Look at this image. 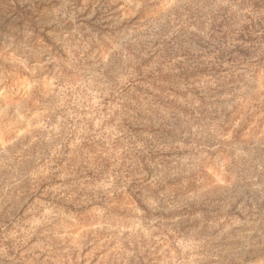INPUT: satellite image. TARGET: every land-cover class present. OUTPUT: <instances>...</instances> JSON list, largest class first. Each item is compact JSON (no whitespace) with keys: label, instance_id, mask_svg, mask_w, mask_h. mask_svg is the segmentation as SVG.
I'll list each match as a JSON object with an SVG mask.
<instances>
[{"label":"rangeland","instance_id":"374dc122","mask_svg":"<svg viewBox=\"0 0 264 264\" xmlns=\"http://www.w3.org/2000/svg\"><path fill=\"white\" fill-rule=\"evenodd\" d=\"M153 51L220 57L225 91L139 145L94 109ZM104 163L123 215L53 207ZM0 264H264V0H0Z\"/></svg>","mask_w":264,"mask_h":264},{"label":"trees","instance_id":"16d2710c","mask_svg":"<svg viewBox=\"0 0 264 264\" xmlns=\"http://www.w3.org/2000/svg\"><path fill=\"white\" fill-rule=\"evenodd\" d=\"M47 43L51 50L60 52V49L52 42L47 41ZM152 54L148 59L143 57L128 59L123 74L126 76V82L120 87L115 85L109 87L107 101L101 108L94 109V113L102 116L103 125L113 126L119 134L129 138L138 137L139 145H145L143 136H151L158 143L161 142L160 139H173V134L183 126L179 122L189 118L197 110L196 105H207L213 94H222L225 91L220 90L223 78L219 68L224 62L220 57H216L219 60L218 67L208 68L194 63L197 61H192L191 64H187L185 59L178 58L165 61L166 55H161L157 51H153ZM230 62L234 63L235 59H231ZM116 142V140L113 141V143ZM136 152L137 155L134 157H128L129 151H126L125 156L128 159L133 158L139 166L144 165L142 170L146 173L141 178L147 179L149 172L146 167L154 162L159 151L155 152L153 158L151 152L144 153L140 148H137ZM142 152L143 155L139 156ZM99 153L100 156L94 157L96 162L101 159L107 163L113 159L112 152L108 158L101 157V151ZM159 155L162 157L155 164L162 165L164 155L162 152ZM106 163L100 167L96 164L87 176L79 175L72 180V183H64L65 187L61 195L52 200L53 207L71 209L77 214L100 207L109 220L123 215L126 203L120 196L128 191L121 189V184L124 182L122 178L126 175L116 174L114 170L109 174ZM109 175L112 177L110 182L113 185L111 197L104 193L109 191H102L97 186L102 179L108 180ZM192 178L182 179L194 181Z\"/></svg>","mask_w":264,"mask_h":264}]
</instances>
